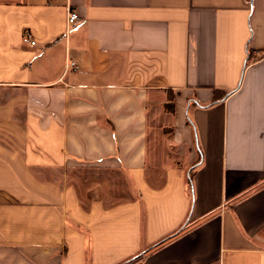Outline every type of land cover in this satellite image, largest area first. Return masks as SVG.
I'll use <instances>...</instances> for the list:
<instances>
[{"label": "crops", "instance_id": "1", "mask_svg": "<svg viewBox=\"0 0 264 264\" xmlns=\"http://www.w3.org/2000/svg\"><path fill=\"white\" fill-rule=\"evenodd\" d=\"M0 264H264V0H0Z\"/></svg>", "mask_w": 264, "mask_h": 264}, {"label": "built area", "instance_id": "2", "mask_svg": "<svg viewBox=\"0 0 264 264\" xmlns=\"http://www.w3.org/2000/svg\"><path fill=\"white\" fill-rule=\"evenodd\" d=\"M51 1H55V0H51ZM81 20L82 19L79 16V14L69 6L68 13H67V29H68V31L70 29L76 27L81 22ZM24 41L26 43H29L30 45H36L37 44L36 39L33 38L32 34L30 32H27V31L24 34ZM66 67H67V69L68 68L77 69L78 65L75 61H68L66 63Z\"/></svg>", "mask_w": 264, "mask_h": 264}]
</instances>
